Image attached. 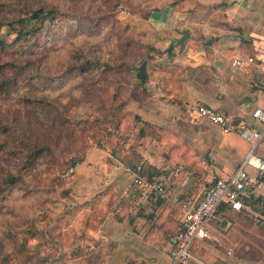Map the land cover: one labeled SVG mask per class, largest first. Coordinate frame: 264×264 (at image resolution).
<instances>
[{"label": "rangeland", "instance_id": "1", "mask_svg": "<svg viewBox=\"0 0 264 264\" xmlns=\"http://www.w3.org/2000/svg\"><path fill=\"white\" fill-rule=\"evenodd\" d=\"M153 2L0 0V61L10 66L8 78L19 70L18 83L0 94V144L6 146L0 148V171L16 167L29 146L46 150L23 172L22 184L1 199L0 264L135 261L111 253L114 241H104L103 232L141 211L137 193L127 197L125 189L149 168L146 156L168 153L187 124L162 117L160 127L142 120L144 111L162 108L166 91L178 89L188 70L182 50L155 48L162 36L144 19ZM39 9L59 14L46 17L35 36L18 41L7 24ZM144 62L148 78L141 80ZM76 158L84 161L71 172L66 163ZM158 159L163 168L171 162L180 178L197 175L195 163ZM246 216L227 212L214 219L206 243L220 255L217 261L264 264V223Z\"/></svg>", "mask_w": 264, "mask_h": 264}, {"label": "crops", "instance_id": "2", "mask_svg": "<svg viewBox=\"0 0 264 264\" xmlns=\"http://www.w3.org/2000/svg\"><path fill=\"white\" fill-rule=\"evenodd\" d=\"M153 3L148 19L155 26L157 36H162L156 40L155 48L182 50L188 70L178 89L166 91L162 108L151 107L150 113L144 111L142 120L160 127L162 117L166 122L187 124L168 153L160 154L157 150V155L146 156L149 168L139 174L151 183H164L168 194L160 197L135 190L132 182L137 175H134L124 192L127 197L137 193L133 197L142 203L141 211L136 216L120 218L116 225L109 224V229L116 230L103 232L104 241H114L116 251L111 253L123 256L124 262L133 256L135 261L126 264H172L169 250L180 228L181 204L198 200L216 179L233 174L250 151V144L237 133H224L194 115L191 107L195 104L211 107L253 127H257L253 112L264 111V0H154ZM186 31L190 37L181 45L179 41ZM250 58L253 63L248 61ZM237 61L241 64L237 65ZM151 88L155 96L163 95L157 86ZM256 154L264 159V140ZM163 157L181 160L182 166L195 163L196 177L180 178L171 162L169 168H163L158 161ZM206 178L208 182L204 183ZM243 204L241 211L233 213H245V218L256 215L264 223V196L244 198ZM219 214L226 213L215 214L210 230ZM206 242L196 244L195 258L202 263L224 264L214 258L219 254Z\"/></svg>", "mask_w": 264, "mask_h": 264}, {"label": "built area", "instance_id": "3", "mask_svg": "<svg viewBox=\"0 0 264 264\" xmlns=\"http://www.w3.org/2000/svg\"><path fill=\"white\" fill-rule=\"evenodd\" d=\"M248 61L254 62L251 58ZM236 64L241 63L237 61ZM190 111L198 118L216 125L224 133H237L251 146L249 153L233 174L216 179L198 200H188L181 204L183 215L180 229L175 234L169 250L172 264H214L199 262L193 251L196 244L210 239V222L219 208L226 205L234 211H241L244 208V198L264 196V159L256 154L264 140V111L257 109L252 114L257 127L236 122L232 117L200 104L193 105ZM73 171L74 169L71 170ZM132 183L135 190L160 197L168 194L164 183H151L139 175L134 177Z\"/></svg>", "mask_w": 264, "mask_h": 264}, {"label": "trees", "instance_id": "4", "mask_svg": "<svg viewBox=\"0 0 264 264\" xmlns=\"http://www.w3.org/2000/svg\"><path fill=\"white\" fill-rule=\"evenodd\" d=\"M118 4H115V7H117ZM57 13L59 14V11L52 10L48 11L47 13H44L42 9L33 11L30 17L25 18H19L16 21H11L7 25V27L10 28V30H14L17 35V40H26L32 36H35L41 26H43L44 20L46 17L50 16L52 18L57 16ZM150 14H146L144 16V19H148ZM55 19V18H54ZM40 23L39 29L35 26L36 23ZM3 24L0 22V46H4V40L1 35V29ZM13 64V63H12ZM14 66V65H13ZM10 68L8 66V63L5 64L0 61V94H5L12 85H16L18 82V76L17 70L12 78L7 77V69ZM22 69V68H21ZM85 69V66H83V70ZM122 107V106H121ZM1 123V121H0ZM0 148H6L4 144H0ZM29 152L20 159H17L18 165L14 168H4L0 172V202L1 199H3L7 192L11 189H14L16 186L22 184L24 179L23 172L30 171L40 160L41 156L45 154L44 147H39L38 144L34 145L33 147H28ZM83 158H76L73 159L72 162H67L66 165H68L69 168L74 169L76 168L81 162H83ZM71 163V164H70ZM0 165H2L0 161ZM20 166V167H18ZM218 211H221L222 213L227 212H233L234 210L228 208L226 205H222ZM235 212V211H234ZM180 229V228H179ZM178 229V231H179ZM177 233V232H176Z\"/></svg>", "mask_w": 264, "mask_h": 264}, {"label": "water", "instance_id": "5", "mask_svg": "<svg viewBox=\"0 0 264 264\" xmlns=\"http://www.w3.org/2000/svg\"><path fill=\"white\" fill-rule=\"evenodd\" d=\"M190 37L189 32H184L183 38L179 41V44H183L188 38ZM137 77L141 80H145L148 78L147 74V62H144L142 66L139 68V72L137 74Z\"/></svg>", "mask_w": 264, "mask_h": 264}]
</instances>
